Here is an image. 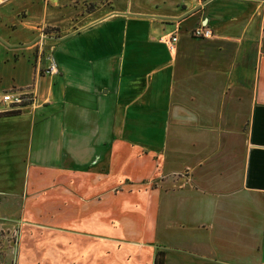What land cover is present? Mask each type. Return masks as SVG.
Returning <instances> with one entry per match:
<instances>
[{
  "label": "crops",
  "instance_id": "1",
  "mask_svg": "<svg viewBox=\"0 0 264 264\" xmlns=\"http://www.w3.org/2000/svg\"><path fill=\"white\" fill-rule=\"evenodd\" d=\"M32 83L37 107L0 114L16 247L38 229L91 238L94 264H264V0H0V94Z\"/></svg>",
  "mask_w": 264,
  "mask_h": 264
},
{
  "label": "rangeland",
  "instance_id": "2",
  "mask_svg": "<svg viewBox=\"0 0 264 264\" xmlns=\"http://www.w3.org/2000/svg\"><path fill=\"white\" fill-rule=\"evenodd\" d=\"M32 233L30 238L23 235L16 247L15 232L0 226V264H94L101 254L91 238L69 234L50 240L42 230L32 229ZM15 248H20L18 254ZM48 248L53 250L49 253Z\"/></svg>",
  "mask_w": 264,
  "mask_h": 264
},
{
  "label": "built area",
  "instance_id": "3",
  "mask_svg": "<svg viewBox=\"0 0 264 264\" xmlns=\"http://www.w3.org/2000/svg\"><path fill=\"white\" fill-rule=\"evenodd\" d=\"M190 35L194 38L209 39L212 37V31L206 25L199 24L190 31ZM159 41L164 43L168 50H172L176 37L174 35H168L159 38ZM47 58L48 65L44 72L53 74L56 72L55 64L50 56ZM38 105L36 83H32L26 92L9 90L0 94V114L16 112L24 107L34 108Z\"/></svg>",
  "mask_w": 264,
  "mask_h": 264
},
{
  "label": "trees",
  "instance_id": "4",
  "mask_svg": "<svg viewBox=\"0 0 264 264\" xmlns=\"http://www.w3.org/2000/svg\"><path fill=\"white\" fill-rule=\"evenodd\" d=\"M5 114H13V112L5 113ZM153 264H163L161 254L158 253L156 254V256H154Z\"/></svg>",
  "mask_w": 264,
  "mask_h": 264
}]
</instances>
